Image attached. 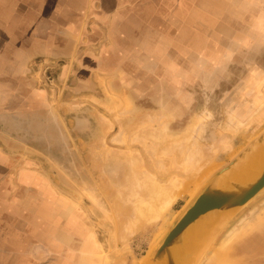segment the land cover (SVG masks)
Listing matches in <instances>:
<instances>
[{"label":"rangeland","instance_id":"374dc122","mask_svg":"<svg viewBox=\"0 0 264 264\" xmlns=\"http://www.w3.org/2000/svg\"><path fill=\"white\" fill-rule=\"evenodd\" d=\"M114 1L37 40L0 34V178L31 172L34 191L67 203L51 211L66 239L35 264H153L193 197L264 132V0H163L138 21V0L103 14ZM172 180L185 188L155 217ZM220 213L192 264H264V189Z\"/></svg>","mask_w":264,"mask_h":264},{"label":"crops","instance_id":"0c3cea01","mask_svg":"<svg viewBox=\"0 0 264 264\" xmlns=\"http://www.w3.org/2000/svg\"><path fill=\"white\" fill-rule=\"evenodd\" d=\"M88 1L93 5L95 3L94 8L97 9L98 3L102 5L108 0H55L58 5L55 7H58V10H52L46 0H0V34L2 36L5 34V37L10 39H18L20 33L29 32L31 38L40 39V32H43L44 27L51 29L52 24L75 23L76 18L84 14V7ZM169 1L173 6V2ZM185 1L182 0L183 5L188 7ZM137 2H139L137 19L133 16L137 21L140 19L141 13L148 16L147 9L151 6L157 11L149 17L158 20L162 15L163 0H138ZM131 3L130 0H115L111 8L108 7V11L103 14H106L107 17L111 14L113 17H118V14L114 12L120 13L117 11L118 8L133 6ZM41 5L45 6L44 10L38 13V7ZM96 9L94 12L100 13ZM126 13L128 12L126 11ZM103 14L101 13V16H104ZM25 19L30 24L27 30H24L25 27L22 26V21ZM66 31L68 30L65 29ZM35 32L38 33L37 36L34 34ZM0 161L2 164L3 160ZM24 172L25 174L23 173L21 176L22 180L18 179L19 182H17L29 194H26L23 200L21 198V201L13 194V187H19L18 184L15 185L9 176L0 178V264H35L36 260L45 262L52 252L51 240L59 242L58 245H60V242L66 239V226L62 225L60 216H57L58 220L55 223L51 211L56 206L58 210H61V207L66 209L67 203L62 200L59 203L52 200L50 192L47 194L48 190L34 191L35 185L39 183L38 179L31 172ZM79 221V216L75 215L73 223H79ZM68 261L70 260L64 256L59 260V263L65 264ZM72 262L82 264L84 256L74 255V259L70 263Z\"/></svg>","mask_w":264,"mask_h":264},{"label":"water","instance_id":"95a60500","mask_svg":"<svg viewBox=\"0 0 264 264\" xmlns=\"http://www.w3.org/2000/svg\"><path fill=\"white\" fill-rule=\"evenodd\" d=\"M263 143L264 132L233 158L229 164L213 175L207 184L193 197L191 203L186 207L181 216L172 223L157 248L154 250L152 256L149 257L150 259L154 261H164L165 264L193 263L194 258L206 242V233L202 235L201 240L196 244L189 246L186 244V241L189 240L188 236L190 235L189 233L192 225H195L201 217L206 216L212 211L230 210L242 207L264 189V170L256 181L251 184L243 185L234 183L228 189H222L214 185V181L218 177L236 167ZM224 223L226 222L220 224L213 232L217 231ZM179 247L181 252L177 255L176 251Z\"/></svg>","mask_w":264,"mask_h":264},{"label":"bare ground","instance_id":"6f19581e","mask_svg":"<svg viewBox=\"0 0 264 264\" xmlns=\"http://www.w3.org/2000/svg\"><path fill=\"white\" fill-rule=\"evenodd\" d=\"M233 134H235V133H233ZM207 158H209V157H207ZM207 158H206L205 163H202L204 166H206L205 164H206L207 160L210 162V159H207ZM202 166H201V168H202ZM263 170H264V143L260 147H258L252 154H250L245 160H243L241 163H239L236 167L232 168L231 170H229L224 175L218 177L214 181V185L216 187H219L222 189H228L234 183L243 184V185L251 184L254 181H256V179L261 175ZM209 171H212V170H209ZM209 171H207V174L209 173ZM209 174H211V173H209ZM206 175L204 177H207ZM203 181H204V179H203ZM164 186L165 187H163L164 188L163 191L160 190L161 196H160V199L157 203L158 205L155 206V208H153L151 210V213L155 217H160L166 211H168L170 209V206L172 205V203L175 202L174 200L176 198L174 197V193L180 189L185 188V187H183V184H179L177 182V180L167 181L166 183H164ZM197 189H198V186H197ZM224 211L225 210H222V211L215 210V211L208 213L209 215L207 214L206 216L201 217L195 223V225H192L191 231L189 233L190 235L188 236L189 240L186 241V244H188L189 246H192L193 243H196V241L200 240L201 235H203L206 232L213 231L220 224L225 222V219L227 217V216H225L226 214L224 215V213H220V212H224ZM237 232H239V231H237ZM231 237H233V236H231ZM233 239H235V238H233ZM221 248H222V246H221ZM182 251H183V249H182ZM176 252H177L176 254L179 255V252H181L180 247L178 248V250ZM149 262L150 261H147L146 263L148 264ZM153 262H154L153 264H165L164 261H153Z\"/></svg>","mask_w":264,"mask_h":264}]
</instances>
